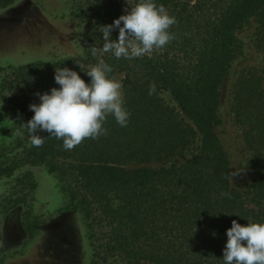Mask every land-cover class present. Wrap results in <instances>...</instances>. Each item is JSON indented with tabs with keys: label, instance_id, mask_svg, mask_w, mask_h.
Listing matches in <instances>:
<instances>
[{
	"label": "trees",
	"instance_id": "trees-1",
	"mask_svg": "<svg viewBox=\"0 0 264 264\" xmlns=\"http://www.w3.org/2000/svg\"><path fill=\"white\" fill-rule=\"evenodd\" d=\"M65 1L81 56L0 68V119L14 127L0 178L54 173L65 209L84 219L89 264H264V0H140L142 15L121 0ZM254 16L262 67L238 75L231 101L251 182L233 191L220 89ZM117 75L122 98L84 104L75 124L34 100H68Z\"/></svg>",
	"mask_w": 264,
	"mask_h": 264
},
{
	"label": "rangeland",
	"instance_id": "rangeland-1",
	"mask_svg": "<svg viewBox=\"0 0 264 264\" xmlns=\"http://www.w3.org/2000/svg\"><path fill=\"white\" fill-rule=\"evenodd\" d=\"M121 10L132 15L146 11L140 0H121ZM257 17L237 31L241 52L233 60L220 89L221 124L217 128L229 161L233 191L251 182V154L242 127L231 112L235 80L240 73L262 67L263 54L255 46ZM77 19L65 0H15L0 8V68L23 64L77 59L81 49ZM122 75L83 90L59 102L53 95L34 98L39 107H50L68 125L75 124L88 102L116 103L122 98ZM174 106L170 94L161 93ZM79 115V116H78ZM9 118L0 119V149L12 136ZM5 147V146H4ZM31 173L25 177L26 172ZM33 183V186H32ZM66 196L54 173L46 166H24L11 177L0 178V264H89L91 248L81 214L65 209Z\"/></svg>",
	"mask_w": 264,
	"mask_h": 264
}]
</instances>
